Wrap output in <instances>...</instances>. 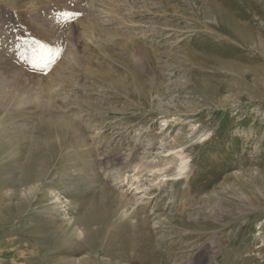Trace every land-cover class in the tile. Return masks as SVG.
Here are the masks:
<instances>
[{
    "label": "rangeland",
    "instance_id": "374dc122",
    "mask_svg": "<svg viewBox=\"0 0 264 264\" xmlns=\"http://www.w3.org/2000/svg\"><path fill=\"white\" fill-rule=\"evenodd\" d=\"M90 1L0 0V264H264V0Z\"/></svg>",
    "mask_w": 264,
    "mask_h": 264
},
{
    "label": "bare ground",
    "instance_id": "6f19581e",
    "mask_svg": "<svg viewBox=\"0 0 264 264\" xmlns=\"http://www.w3.org/2000/svg\"><path fill=\"white\" fill-rule=\"evenodd\" d=\"M95 0H92L90 1V5H89V12L92 13L93 15H97L98 17H100L101 15H109L107 13L104 12V10H102L101 6L98 1H105V0H96V2H93ZM211 12L212 14L215 16V18H218L220 19V25L224 28H227L228 30L230 28H232V31L234 30L235 31V34H240L239 38H241L242 36V32H241V29H239V27L237 26H234L232 23H230L229 19L227 16H225V14H222V10L220 7H218V5H216L215 3H211ZM131 12H133L134 10L133 9H130ZM146 11V10H145ZM105 15V16H106ZM217 21V20H216ZM219 24V23H218ZM208 28V27H207ZM231 31V32H232ZM230 32V33H231ZM233 34V33H232ZM243 37V36H242ZM234 38V37H233ZM244 39V38H243ZM242 40V39H241ZM240 41V40H239ZM243 42V41H242ZM0 145H2L1 148H4L5 147V140L2 141L0 143ZM49 155V154H48ZM179 165L180 167L178 168V172H179V175H182V173L186 170V166L184 165V160L182 158L179 159Z\"/></svg>",
    "mask_w": 264,
    "mask_h": 264
},
{
    "label": "snow or ice",
    "instance_id": "6c2138e0",
    "mask_svg": "<svg viewBox=\"0 0 264 264\" xmlns=\"http://www.w3.org/2000/svg\"><path fill=\"white\" fill-rule=\"evenodd\" d=\"M66 14H68V13H66ZM73 14H75V13H73ZM43 47V46H42Z\"/></svg>",
    "mask_w": 264,
    "mask_h": 264
}]
</instances>
